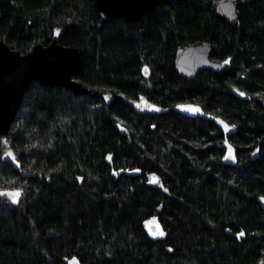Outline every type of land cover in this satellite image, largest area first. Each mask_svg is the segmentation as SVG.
<instances>
[{
	"label": "trees",
	"instance_id": "trees-1",
	"mask_svg": "<svg viewBox=\"0 0 264 264\" xmlns=\"http://www.w3.org/2000/svg\"><path fill=\"white\" fill-rule=\"evenodd\" d=\"M238 8L236 25L211 0L99 25L94 0H0V39L25 53L58 30L82 51L74 77L94 90L26 88L11 156L0 145V187L20 192L0 195V264H264V0ZM199 40L231 61L188 79L175 54ZM139 94L168 110L137 113ZM184 101L237 127V164L222 161L214 121L173 110Z\"/></svg>",
	"mask_w": 264,
	"mask_h": 264
},
{
	"label": "water",
	"instance_id": "water-1",
	"mask_svg": "<svg viewBox=\"0 0 264 264\" xmlns=\"http://www.w3.org/2000/svg\"><path fill=\"white\" fill-rule=\"evenodd\" d=\"M173 1L94 0V3L101 17L99 22L101 25L112 17H119L128 22L137 21L155 6ZM250 1L252 0H211L216 16L226 19L231 25L239 23V5H247ZM59 34L60 32L56 30L48 44L39 42L25 53L0 39V136H5L10 132L22 106L25 90L33 79H37L45 86L65 85L77 93H94L93 89L74 77V71L82 57L81 49L61 43ZM212 51L213 44L205 40L179 46L175 54V67L181 76L188 79L195 78L204 69L222 72L229 65L231 57L214 59ZM145 69H147V74ZM142 73L145 77L151 76V67L145 64L142 67ZM233 91L239 96L245 95L238 88H234ZM128 103L139 114L162 113L168 110L167 107L150 100L145 94L130 98ZM193 108L199 110L192 111ZM173 110L190 117L199 116L214 121L225 135L223 142L225 152L222 161L237 164L236 147L229 139V136L237 131L234 124L229 123L221 115L205 111L201 104L193 101L179 102L173 106ZM261 200L264 206V197ZM150 222L152 221L148 222V228L152 233L157 230V223ZM63 264L86 263H83L77 256H73Z\"/></svg>",
	"mask_w": 264,
	"mask_h": 264
},
{
	"label": "snow or ice",
	"instance_id": "snow-or-ice-1",
	"mask_svg": "<svg viewBox=\"0 0 264 264\" xmlns=\"http://www.w3.org/2000/svg\"><path fill=\"white\" fill-rule=\"evenodd\" d=\"M226 63H227V61H226ZM145 73L147 74V69H145ZM191 110L192 111H198L199 109H194L193 108ZM8 155L11 156V153L9 152ZM230 155H231V153H230ZM150 182H152V183H158L159 182V178L156 177V176H153L151 178V181ZM0 195H5V193H0ZM7 195L11 197V199L13 200V202H16L18 200L19 196H20V192L19 191H15V192L7 193ZM150 223H156V222L155 221H152ZM156 227H157V230L156 231H153L152 234L153 235L163 236L164 235V232L159 228V225L158 224L156 225ZM241 235H243V233H241Z\"/></svg>",
	"mask_w": 264,
	"mask_h": 264
},
{
	"label": "rangeland",
	"instance_id": "rangeland-1",
	"mask_svg": "<svg viewBox=\"0 0 264 264\" xmlns=\"http://www.w3.org/2000/svg\"><path fill=\"white\" fill-rule=\"evenodd\" d=\"M0 145H1V148L2 150L5 152V153H9V148L11 146V142H10V137L9 135H5V136H0ZM24 170H27V167L24 168ZM3 191V193H5V196H7L8 199H10L11 197L7 195V193H11L13 192V188H14V184H10L9 186H1L0 187Z\"/></svg>",
	"mask_w": 264,
	"mask_h": 264
}]
</instances>
